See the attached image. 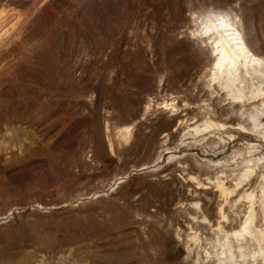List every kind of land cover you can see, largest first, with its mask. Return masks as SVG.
<instances>
[{"label": "rangeland", "instance_id": "1", "mask_svg": "<svg viewBox=\"0 0 264 264\" xmlns=\"http://www.w3.org/2000/svg\"><path fill=\"white\" fill-rule=\"evenodd\" d=\"M217 15L264 58V0H0V264H264V103L212 79Z\"/></svg>", "mask_w": 264, "mask_h": 264}, {"label": "bare ground", "instance_id": "2", "mask_svg": "<svg viewBox=\"0 0 264 264\" xmlns=\"http://www.w3.org/2000/svg\"><path fill=\"white\" fill-rule=\"evenodd\" d=\"M203 32L205 34L210 33L212 36L211 39L213 38L212 45L215 53V57H214L215 62L211 71L212 79L215 82H217V84L222 89L227 91L228 95L231 96L233 99L237 101H243L244 100L243 84L245 83L246 77L251 79L255 78L259 80L260 84L257 85L252 92H250L251 99H256V98L260 99L261 103L263 104L264 103V58H258L252 52L247 41L244 39L240 29L237 27V23H234L228 16L217 15L214 18L206 19V27L204 28ZM255 117L256 116H252L254 120H256ZM255 123L253 125L254 128L257 127ZM220 192L226 194L223 188H220ZM262 215L264 218V211ZM251 221L252 218L250 217L246 222H244L247 225L244 224L241 230L234 235L235 240H237L238 242L241 240L244 241L243 239L247 234L252 235L250 229ZM261 235L263 236V234L257 232L256 234H254L253 238L259 240L262 237ZM226 243L224 245H222L223 243L221 244L223 246L221 247L222 248L221 254L224 253L226 254L227 252L231 251L229 249L230 245L228 247Z\"/></svg>", "mask_w": 264, "mask_h": 264}]
</instances>
